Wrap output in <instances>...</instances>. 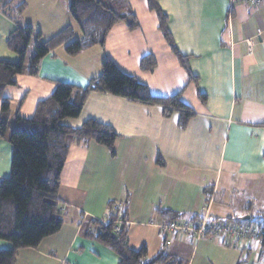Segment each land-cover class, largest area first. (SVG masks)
<instances>
[{"label":"crops","instance_id":"1","mask_svg":"<svg viewBox=\"0 0 264 264\" xmlns=\"http://www.w3.org/2000/svg\"><path fill=\"white\" fill-rule=\"evenodd\" d=\"M69 2L0 0V60H17L6 46L17 24L30 26L43 40L67 27L75 39L80 38ZM229 2L158 0L167 16V29L178 51L189 59L197 84H188L146 0H124L137 19L136 30L116 24L102 47L76 57L59 49L39 62L35 76L23 72L16 77L15 87L4 89L12 119L16 115L31 118L37 103L51 95L56 82L84 89L100 75L108 59L146 86L152 96L181 93V101L195 113L187 128L180 130L178 115L164 118L158 106L91 93L80 116L63 125L77 129L92 119L109 126L118 136L115 156L95 143L71 142L58 192L63 226L38 248L20 251L16 264H118L112 251L85 237L87 221L103 220L110 203L124 205L127 244L133 250L144 245L147 259L163 250L169 257L193 264L199 250L206 249L219 253L204 258L208 264L264 261V246L257 240L229 246L217 237L196 240L185 231L163 233L161 229L205 217L249 222L264 211V2L255 7L237 3L231 9ZM19 5L24 10L14 21ZM29 49L26 65L33 56V46ZM148 55L156 65L151 72H143L139 63ZM197 91L205 96L204 103ZM10 127L0 140V180L9 177L11 170ZM158 210L172 211L180 218L163 221ZM9 248L0 241V250Z\"/></svg>","mask_w":264,"mask_h":264},{"label":"trees","instance_id":"2","mask_svg":"<svg viewBox=\"0 0 264 264\" xmlns=\"http://www.w3.org/2000/svg\"><path fill=\"white\" fill-rule=\"evenodd\" d=\"M69 1V14L81 33L80 38L75 39L72 29L67 27L52 38L43 40L41 33L34 32L30 26L17 24V29L6 43L17 60H0V140L6 137L11 124L8 143L12 149L10 175L0 180V241L10 245L9 249L0 250V264H16L20 251L38 248L43 240L61 230L63 222L60 219L58 192L61 172L73 140L95 143L105 148L112 157L115 156L114 145L118 136L109 126L92 119L86 120L77 129L63 125L65 120L80 116L91 93H107L132 103L158 106L164 118L178 115L177 126L180 130H185L195 117L194 111L181 101V93L170 97L152 96L146 86L122 73L106 59L101 65L100 75L91 79L86 88L56 82L51 95L37 103L31 118L16 115L12 119L11 103L3 98V91L17 85V76L23 72L35 76L39 62L59 49L68 57H76L95 46L102 47L110 29L116 24H124L129 31L138 28L137 19L124 4V0ZM146 3L148 10L157 18L158 29L167 46L186 73L188 84H197V79L189 70V59L178 51L167 29V16L160 9L158 0H146ZM23 10L22 5L16 7L14 21H17L16 18H19ZM30 46H33V56L26 65ZM155 65L154 58L148 55L140 60L139 69L151 72ZM197 96L201 103L205 102V96L198 91ZM156 162L161 163L160 160ZM112 204L108 205L107 210ZM122 208L126 220L124 205ZM156 214L166 222L180 218L177 213L169 210H158ZM119 215L110 213L105 222L88 220L85 237L112 251L119 259L118 264H187L167 256L163 250L154 258L147 259V248L144 245L137 250L130 249L126 224L121 226L119 233L115 232V222ZM250 221L264 228V211Z\"/></svg>","mask_w":264,"mask_h":264},{"label":"built area","instance_id":"3","mask_svg":"<svg viewBox=\"0 0 264 264\" xmlns=\"http://www.w3.org/2000/svg\"><path fill=\"white\" fill-rule=\"evenodd\" d=\"M263 2L264 0H230L229 9L237 3H244L248 6L255 7L259 6ZM122 206L123 205L121 203L112 204L110 209L106 211V215L103 219L105 222L110 213L120 214L119 218L115 222L116 233L120 232L122 225L127 224L122 214ZM161 229L163 230V233L166 231H185L196 240L202 237H217L229 246H233L247 240H257L264 246V228H261L259 225L254 223H239L232 220L209 221L205 217L203 219L189 222L186 225H179L178 223L163 225L161 226Z\"/></svg>","mask_w":264,"mask_h":264},{"label":"rangeland","instance_id":"4","mask_svg":"<svg viewBox=\"0 0 264 264\" xmlns=\"http://www.w3.org/2000/svg\"><path fill=\"white\" fill-rule=\"evenodd\" d=\"M77 35H79V31H77ZM30 55H31V53H30V49H28V52H27V56H26V62L28 61V59H29V57H30ZM115 204V203H114ZM105 215H106V213H105ZM105 217V216H104ZM62 217L60 216V219H61ZM250 223V222H249ZM253 222H251V224H252ZM201 251V252H200ZM219 255V253L218 252H216V251H214V250H199V252H198V254L196 255V257H195V261H194V263L193 264H208L206 261V259H204V258H210V259H212V258H214V257H216V256H218ZM258 256H259V254H258ZM255 259V257L254 256H252L251 258H250V261L252 262L253 260ZM259 259H260V257H259ZM257 260V259H256ZM260 263L261 264H264V261L263 260H261L260 259Z\"/></svg>","mask_w":264,"mask_h":264}]
</instances>
